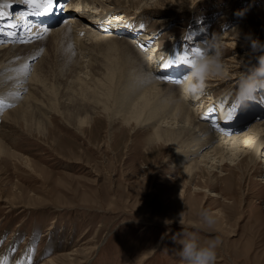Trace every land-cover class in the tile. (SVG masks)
<instances>
[{
  "label": "rangeland",
  "instance_id": "obj_1",
  "mask_svg": "<svg viewBox=\"0 0 264 264\" xmlns=\"http://www.w3.org/2000/svg\"><path fill=\"white\" fill-rule=\"evenodd\" d=\"M122 1L128 18L134 11L150 12L140 27L141 35L154 32L144 55L157 44L162 58L179 38L200 45L219 38L224 71L207 79L200 100L235 92L243 72L258 67V57L264 55V49L253 51L251 45L253 40L264 45V0H147L145 8L139 7L145 0ZM137 17L130 22L137 23ZM54 75H49L52 83ZM49 114L47 135L30 131L22 118L0 129L7 149L0 155V258L8 257L10 264H50L49 259L51 264H180V245L172 236L195 230L202 241L221 237L216 264H264L263 163L256 171L246 157L235 167L224 166L225 176L201 170L189 181L182 169L172 167L177 160L173 148H150L147 125L126 128L120 123L113 152L104 144L108 122L103 115L92 132L87 130L93 143L61 114ZM24 157L35 163L37 172ZM212 178L217 181L213 186ZM195 184L209 185L222 197L194 191ZM204 209L216 216L212 228L200 221Z\"/></svg>",
  "mask_w": 264,
  "mask_h": 264
},
{
  "label": "bare ground",
  "instance_id": "obj_2",
  "mask_svg": "<svg viewBox=\"0 0 264 264\" xmlns=\"http://www.w3.org/2000/svg\"><path fill=\"white\" fill-rule=\"evenodd\" d=\"M10 1L0 2V10L6 13L0 25L14 23V20L19 24L26 23L28 20H24L21 14L25 6L20 0ZM63 1L60 3V11L55 13L59 19L64 15L63 23H49L51 29L47 32L44 31L47 25H32L33 30L29 32L37 35L28 42L1 40L4 34L0 33V41H3L0 43V97H4L5 103L14 105L0 110V129L7 121L22 118L30 131L36 130L47 135V125L51 119L49 113H58L80 136L93 142L92 134H88L87 130L92 132L97 118L103 115L108 122V135L104 144L110 147L109 151L114 152L113 144L117 143L114 130L120 123L126 128L135 124L147 125L150 129L147 135L150 148H173L177 160L172 163V167L182 169L189 181L201 170L209 171L211 176L217 172L219 176H225L227 173L222 170L224 166L228 164L235 167L246 157L249 159V168L260 171L259 164H264V104L256 101L258 111L246 120L240 121L237 115L231 124H220L221 109L227 108L236 91L230 90L217 99L210 95L206 101L199 99L202 93L190 97L171 82L181 79L189 69L183 67L178 70L173 67L164 70L162 67L168 59L174 60L178 54L190 48L201 50L205 44L179 38L178 43L165 50L162 58H158L163 53L159 52L157 44H153L148 49L149 54L144 55L154 35L152 31L141 35L140 27L150 14L148 9L134 11L131 17L138 16L136 23L130 22V16L128 18V15L122 14V0ZM146 1L139 7H148ZM5 4L10 6L4 7ZM169 19L165 18L166 21ZM9 30L6 28L4 31ZM36 57L39 58L38 62ZM30 62L32 68L29 70ZM31 71L32 74L28 76ZM52 73L55 74L53 83L49 77ZM64 79H67L65 83ZM23 91L26 93L21 95ZM260 93L257 99L264 96V93ZM206 95H209L208 92ZM196 102L201 104L195 106ZM238 113L242 114V110ZM214 119L222 128L213 125ZM5 146L0 139V155L7 151ZM24 158L28 168L37 172L35 163L28 157ZM109 164L107 161L106 169L111 166ZM216 182L212 178L210 185ZM181 189L184 192L185 189ZM193 190L222 197L221 192L212 190L209 185L195 184ZM217 200L213 202L216 204ZM49 261L52 263L53 259Z\"/></svg>",
  "mask_w": 264,
  "mask_h": 264
},
{
  "label": "clouds",
  "instance_id": "obj_3",
  "mask_svg": "<svg viewBox=\"0 0 264 264\" xmlns=\"http://www.w3.org/2000/svg\"><path fill=\"white\" fill-rule=\"evenodd\" d=\"M253 51L264 49V45L258 40L251 42ZM259 66L249 68L243 72L234 94L233 103L240 107H247L250 101H255L258 93L264 91V55L258 57ZM189 70L177 84L182 93L190 97L199 96L205 89L209 77L223 74L224 65L222 62L221 43L218 37L208 41L201 46L200 54L194 55L191 59ZM200 221L203 225L212 228L217 223L213 212L201 210ZM182 213H180L179 224H182ZM174 243L179 242L180 264H216L217 250L222 244L220 236L207 240H201L197 231L181 230L178 235L172 236Z\"/></svg>",
  "mask_w": 264,
  "mask_h": 264
},
{
  "label": "snow or ice",
  "instance_id": "obj_4",
  "mask_svg": "<svg viewBox=\"0 0 264 264\" xmlns=\"http://www.w3.org/2000/svg\"><path fill=\"white\" fill-rule=\"evenodd\" d=\"M21 4H23L28 12L29 16H37V17H46L49 15H53L55 13V10L57 8H60V0H20ZM10 5L5 4L4 7H9ZM6 13L2 10H0V20H3ZM8 15H12L11 13H8ZM17 25L15 23H4L3 25H0V33H3L5 35H8V33H5V29H11L16 28ZM45 32L48 31L47 28L44 29ZM12 35H15L12 33ZM188 40H191V36L187 37ZM24 42V41H22ZM0 43H3V41H0ZM201 50L199 48H190L187 49L184 53L178 54L174 60L168 59L165 63H163L162 67L164 70H169L173 67H179L181 65L183 66H190L191 59L194 55L200 54ZM157 79H165V77H157ZM173 84H179V80H173L171 81ZM257 102L264 104V96H260L259 99L256 98ZM14 105L5 103L4 97H0V110L5 108L13 107ZM240 105L236 103H232L230 107L226 109H221V119H224L226 121H233L236 119L238 115V111L240 110ZM210 111H212L210 109ZM213 125L215 126V121H213ZM38 233L34 235L33 241L35 242L36 239H38ZM0 264H8L6 258H0ZM18 264H23V262H18ZM29 264H31V261H29Z\"/></svg>",
  "mask_w": 264,
  "mask_h": 264
}]
</instances>
